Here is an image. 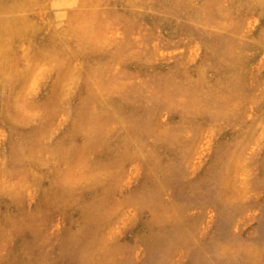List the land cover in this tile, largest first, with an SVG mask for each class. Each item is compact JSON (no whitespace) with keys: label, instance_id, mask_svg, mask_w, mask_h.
I'll return each mask as SVG.
<instances>
[{"label":"rangeland","instance_id":"1","mask_svg":"<svg viewBox=\"0 0 264 264\" xmlns=\"http://www.w3.org/2000/svg\"><path fill=\"white\" fill-rule=\"evenodd\" d=\"M0 8V264H264V0Z\"/></svg>","mask_w":264,"mask_h":264},{"label":"bare ground","instance_id":"2","mask_svg":"<svg viewBox=\"0 0 264 264\" xmlns=\"http://www.w3.org/2000/svg\"><path fill=\"white\" fill-rule=\"evenodd\" d=\"M2 9L0 8V11H1ZM11 24V23H10ZM109 30V29H108ZM200 47V46H199ZM264 66V65H263ZM8 67H7V65H0V74L2 75V74H4L8 69H7ZM7 88V87H6ZM4 101V100H3ZM34 101V100H33ZM7 103V102H6ZM5 103V104H6ZM1 106V105H0ZM6 111V110H5ZM3 112V111H2ZM5 115H6V113H4ZM5 121V120H4ZM3 120H1V122H4ZM185 128V127H184ZM86 155V154H85ZM232 184V183H231ZM168 200V199H167ZM239 214V213H238ZM89 260V259H88Z\"/></svg>","mask_w":264,"mask_h":264}]
</instances>
